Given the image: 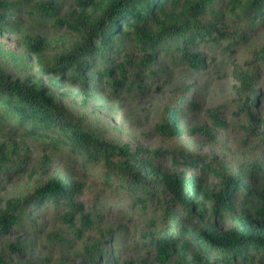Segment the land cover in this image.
I'll list each match as a JSON object with an SVG mask.
<instances>
[{
	"label": "rangeland",
	"instance_id": "374dc122",
	"mask_svg": "<svg viewBox=\"0 0 264 264\" xmlns=\"http://www.w3.org/2000/svg\"><path fill=\"white\" fill-rule=\"evenodd\" d=\"M4 1L14 5L6 12L0 29V71L9 79L47 87L52 103L69 122L98 139L129 144L139 157L164 171L187 169L188 173L202 174V165L190 169L182 158L174 161L165 152L182 150L211 165L224 162L233 173L243 177L248 187L264 192V61L258 59L264 46V18L260 19L264 13L245 16L243 0H211L204 4V22L215 24L222 33H214L215 40L201 39L193 47L205 59V67L200 70L162 53L152 65H144L143 53L132 52L128 38L121 40L125 47L114 55L120 41L115 38L111 41L113 49L103 60L96 55L89 61L100 64L102 69L105 59L113 56L112 66L124 64L123 73L116 69L113 73L119 85L99 83L96 72H91L90 87L84 90L74 85L70 74L57 83L62 74L54 71L60 58L81 39L78 31L66 24L67 17L78 11L79 0ZM49 1L54 5V15H50V5H44ZM181 2L167 0V5L175 8ZM2 13L5 9L0 7ZM146 19L152 31L158 29L152 14ZM28 36L42 38L44 49L32 52L34 45L27 41ZM175 43H179L178 37L168 39V45ZM235 64L253 76V85L259 90L258 101L251 109L260 120L255 133L241 127L247 124L248 117L238 110L245 94L239 92V81L232 74ZM94 88H99L100 93L88 97ZM182 99H186L180 109L183 134L166 136L157 125L165 108L180 105ZM18 119L7 106H0V150L7 142L15 146L12 162L0 154V209L13 197L32 194L47 179L63 176L82 184L78 201L94 222L89 226L83 217L66 221L63 208L56 209L50 201L25 205L18 222L0 233V264H161L153 257V248L145 250L148 243L140 246L144 233L174 227L184 240L182 233L200 228L203 221L222 229L236 224V218L229 213H214L211 201L204 199L199 212L167 190L150 199L146 207L133 205L134 198L106 180L103 161L82 167L80 158L74 159L70 149L57 143L55 136L25 135L24 126L30 128L32 123L18 125ZM158 150L164 152L157 154ZM204 178L209 187L219 185V179L213 175ZM245 191L237 197L235 215L263 218L262 199H247ZM191 199L197 202L196 197ZM208 253L221 254L215 250Z\"/></svg>",
	"mask_w": 264,
	"mask_h": 264
},
{
	"label": "trees",
	"instance_id": "16d2710c",
	"mask_svg": "<svg viewBox=\"0 0 264 264\" xmlns=\"http://www.w3.org/2000/svg\"><path fill=\"white\" fill-rule=\"evenodd\" d=\"M210 1L204 0L200 3L197 0H183L176 3L175 8H170L167 0H79L78 11L67 17L66 24L78 31L81 39L57 62L54 71L61 72L62 75L56 82H61L70 74L69 79L73 80L74 85L88 90L92 80L90 73L96 72V81H104L117 87L118 80L113 73L115 69L123 73L124 64L112 66L110 61L113 56L105 59L106 65L102 69L100 64L95 65L89 61L96 55H99L100 61L103 60L106 53L113 49L111 41L115 38L120 41L113 52L114 55L120 48L125 47L121 40L128 38L132 52L143 53L141 63L144 65H152L162 53L163 56H171L173 61L195 70L203 69L204 56L193 47L201 39L215 40L213 34L222 33L215 24H208L203 20L207 6L204 4H209ZM44 5H50V15H54L52 2H46ZM241 5L247 17L264 13V0H243ZM0 7L5 9V13L0 14L2 29L7 18L6 12L14 5L0 0ZM149 14L155 17L158 26L155 31L146 24ZM172 37H178L179 43L168 45V39ZM27 41L34 45L32 52H41L45 47L44 40L38 36H28ZM97 41H100L98 45ZM261 51L258 59L264 61V46ZM232 74L239 81V92L245 94L238 103V110L246 112L248 122L241 127L255 133L260 120L251 109L258 101L259 90L253 85V76L239 65L232 67ZM98 92L100 93V89L94 88L88 97ZM184 101L186 99H182L180 105L165 108L164 117L157 125L159 132L169 137H179L183 134L180 109L184 106ZM0 106H7L19 116L18 125H24L28 121L32 123L30 128L24 126L25 135L55 136L57 143H62L70 149L76 157H73L74 159L80 158L82 167L90 163L96 164L97 160L103 161L107 167L106 180L114 182L124 194L134 198L133 205L146 207L150 199L157 197L160 191L167 190L176 199L188 204L191 210L197 209L201 212L205 199L212 202L214 213L225 211L236 218L235 226L228 229L203 221L200 228L182 233L185 235L184 240L174 227L144 233L140 246L145 247L148 243L145 250L153 248V257L161 264H264V216L253 219L248 215H235L237 197L243 190H246L244 196L247 199H262L261 209L264 215V192L248 187L243 177L233 173L224 162L211 165L198 155H191L182 150H165L174 161L178 157L182 158L190 169L202 165V174L188 173L187 169L173 173L164 171L150 160L139 157L131 150L129 144L120 145L98 139L79 125L69 122L61 109L52 103L47 87L9 79L1 71ZM216 119L219 121L217 116ZM161 152L164 151H156L157 154ZM0 154L7 162H12L15 155L14 144L5 143ZM208 174L217 177L219 185L209 187L204 178ZM81 192L82 184L77 180L63 176L47 179L39 184L32 194L7 200L5 207L0 209V233L8 231L18 222L19 214L25 205H41L47 201L56 209L63 208L62 217L66 221L72 222L77 217H83L86 224L92 225L94 219L78 201ZM191 197H196L197 202H193ZM209 250L219 251L221 254L210 256Z\"/></svg>",
	"mask_w": 264,
	"mask_h": 264
}]
</instances>
